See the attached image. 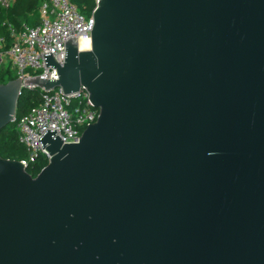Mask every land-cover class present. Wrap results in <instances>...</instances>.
<instances>
[{
    "label": "water",
    "instance_id": "water-1",
    "mask_svg": "<svg viewBox=\"0 0 264 264\" xmlns=\"http://www.w3.org/2000/svg\"><path fill=\"white\" fill-rule=\"evenodd\" d=\"M57 80L98 108L32 176L0 157V264H264V0H95ZM0 83V129L26 89Z\"/></svg>",
    "mask_w": 264,
    "mask_h": 264
},
{
    "label": "built area",
    "instance_id": "built-area-1",
    "mask_svg": "<svg viewBox=\"0 0 264 264\" xmlns=\"http://www.w3.org/2000/svg\"><path fill=\"white\" fill-rule=\"evenodd\" d=\"M13 1L0 0V9L9 8ZM37 10L39 20L34 25L22 23L15 29L8 21L2 22L11 36L6 49H3L4 38L0 36V64L7 61L23 87L39 90V102L13 119L18 141L27 150V158L20 160L26 167L39 157L49 159L47 150L38 141L47 129H55L62 142H78L86 125L98 116V108L91 105L83 87L76 92L64 93L60 87L45 90L36 84H25V79L36 76L57 80L56 67L46 66L43 54L51 53L58 64H62L66 40L71 37L77 41L82 37L90 39L93 26V17L84 16L73 0H42Z\"/></svg>",
    "mask_w": 264,
    "mask_h": 264
},
{
    "label": "trees",
    "instance_id": "trees-1",
    "mask_svg": "<svg viewBox=\"0 0 264 264\" xmlns=\"http://www.w3.org/2000/svg\"><path fill=\"white\" fill-rule=\"evenodd\" d=\"M42 0H14L7 9H0V36L4 38L3 49H6L11 41L10 32L2 22L8 21L12 27L18 29L22 23L34 25L38 22V6ZM76 6L86 17L90 16L94 7L95 0H73ZM16 78L14 70L7 61L0 65V83H5ZM39 102V90L24 89L17 101L16 118H19L32 106ZM0 157L4 159L24 160L27 158V150L18 141L16 122L13 121L0 129ZM48 160L39 157L34 163H29L26 170L35 176L46 164Z\"/></svg>",
    "mask_w": 264,
    "mask_h": 264
},
{
    "label": "bare ground",
    "instance_id": "bare-ground-1",
    "mask_svg": "<svg viewBox=\"0 0 264 264\" xmlns=\"http://www.w3.org/2000/svg\"><path fill=\"white\" fill-rule=\"evenodd\" d=\"M79 49H88L90 47V39L82 37L78 40Z\"/></svg>",
    "mask_w": 264,
    "mask_h": 264
},
{
    "label": "rangeland",
    "instance_id": "rangeland-1",
    "mask_svg": "<svg viewBox=\"0 0 264 264\" xmlns=\"http://www.w3.org/2000/svg\"><path fill=\"white\" fill-rule=\"evenodd\" d=\"M80 12H82L81 10H80ZM37 16H38V18H39V13L37 12ZM3 59H5V58H3ZM74 105V104H73ZM72 109V108H71Z\"/></svg>",
    "mask_w": 264,
    "mask_h": 264
},
{
    "label": "crops",
    "instance_id": "crops-1",
    "mask_svg": "<svg viewBox=\"0 0 264 264\" xmlns=\"http://www.w3.org/2000/svg\"><path fill=\"white\" fill-rule=\"evenodd\" d=\"M1 65V64H0Z\"/></svg>",
    "mask_w": 264,
    "mask_h": 264
}]
</instances>
